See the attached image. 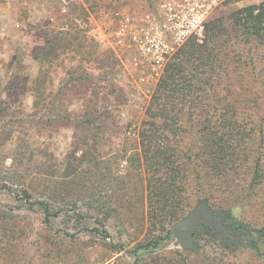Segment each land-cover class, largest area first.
Returning a JSON list of instances; mask_svg holds the SVG:
<instances>
[{"label":"rangeland","instance_id":"374dc122","mask_svg":"<svg viewBox=\"0 0 264 264\" xmlns=\"http://www.w3.org/2000/svg\"><path fill=\"white\" fill-rule=\"evenodd\" d=\"M159 1L56 0L48 18L33 25V38L16 40L14 52L0 55V183L3 168L17 166L22 173L13 190L24 186L33 201L46 200L53 211L61 212L47 226L41 206L25 204L13 192H0L3 226L27 231L17 252L25 253L23 264H44L37 257L47 247L53 252L45 264H136L134 249L152 238L158 243L150 254L140 252L143 264H163L165 258L180 264H264V187L252 190L245 174L223 189L200 159L188 167L187 175L205 185L197 186L203 188L197 193L189 187L184 217L207 203L213 211L229 212L223 225L234 235L230 224H241L246 239L234 235L235 243L206 227L194 233L198 248L191 251L175 245L173 231L158 239L148 228L146 192L143 197L137 180L141 150L135 131L157 84L141 80L133 55L115 49L111 34L115 11L152 8ZM262 2L230 0L213 12L207 27L220 24V30L229 33L235 14L246 15L241 11ZM38 100L42 107L36 111ZM238 100L241 111L245 107ZM249 107L254 117L264 112V106ZM88 114L95 124L77 128ZM252 148L258 161L262 146L254 143ZM15 154L17 163L12 160ZM260 169L255 184L264 180V164ZM62 232L76 233L67 254L62 241L56 242Z\"/></svg>","mask_w":264,"mask_h":264},{"label":"trees","instance_id":"16d2710c","mask_svg":"<svg viewBox=\"0 0 264 264\" xmlns=\"http://www.w3.org/2000/svg\"><path fill=\"white\" fill-rule=\"evenodd\" d=\"M241 15L240 12L234 15L229 33L220 30V24L206 25L201 42L191 39L169 60L145 107V116L136 126L141 150L137 180L143 185V197L146 192L145 219L151 234L155 233L152 237L161 239L164 234H172V226L187 212L189 187L196 193L203 191L197 186L205 183L201 179L191 182L187 175L188 167L195 166L198 159L208 166L212 177L218 180L215 183L223 189H230L245 174L249 176L248 186L252 190L264 187L263 179L254 183L261 175L257 171L264 164V112L254 117L249 107L251 103L264 106V2L249 6ZM237 97L245 107L241 111L237 108ZM243 102L249 105L246 107ZM41 107V102L36 101V111ZM89 117V114L83 117L77 128L94 125ZM252 135L257 139L252 140ZM254 143L262 146L258 161L252 151ZM17 159L15 154L12 160L17 163ZM1 173L0 192H13L25 204L41 206L47 226L60 217L61 212L53 211L48 201H33L28 188L13 190L22 173L17 166H5ZM248 195L252 198L254 194ZM132 205L133 202L125 207L129 209ZM3 218L0 215V264H23L25 253L20 251L21 257H18L17 252L24 244L22 238L25 239L27 231L3 226ZM83 230L93 231L89 227ZM103 233L105 238H110L108 231ZM75 234L62 232V240L57 236L56 242L62 241L66 249L64 254L70 252L67 246L75 241ZM153 239L134 249L136 264H143L140 252L150 254L157 245ZM52 252L47 247L37 259L45 264L44 259ZM58 254L62 256L60 251ZM163 262L180 264L166 258Z\"/></svg>","mask_w":264,"mask_h":264},{"label":"built area","instance_id":"2783aa9c","mask_svg":"<svg viewBox=\"0 0 264 264\" xmlns=\"http://www.w3.org/2000/svg\"><path fill=\"white\" fill-rule=\"evenodd\" d=\"M230 0H161L152 8L118 10L111 44L132 54L141 80L155 85L169 60L191 39L201 42L213 12Z\"/></svg>","mask_w":264,"mask_h":264},{"label":"crops","instance_id":"0c3cea01","mask_svg":"<svg viewBox=\"0 0 264 264\" xmlns=\"http://www.w3.org/2000/svg\"><path fill=\"white\" fill-rule=\"evenodd\" d=\"M56 0H0V55H10L16 40L26 41L33 38L35 30L33 25L44 22ZM65 0H59V3ZM133 8H125L131 10ZM24 12V18L21 12ZM22 27L28 30L23 32ZM29 39V38H28ZM17 47V46H16Z\"/></svg>","mask_w":264,"mask_h":264},{"label":"water","instance_id":"95a60500","mask_svg":"<svg viewBox=\"0 0 264 264\" xmlns=\"http://www.w3.org/2000/svg\"><path fill=\"white\" fill-rule=\"evenodd\" d=\"M229 212L220 210L213 211L207 203H200L186 217L173 225L172 231L176 237L175 245L186 250L195 251L198 245L193 237L195 232H203L206 227L216 232L232 238L236 243L234 235L223 225V220Z\"/></svg>","mask_w":264,"mask_h":264},{"label":"flooded vegetation","instance_id":"af4514ba","mask_svg":"<svg viewBox=\"0 0 264 264\" xmlns=\"http://www.w3.org/2000/svg\"><path fill=\"white\" fill-rule=\"evenodd\" d=\"M229 227L233 229V233H234L235 237H237V238L239 237L240 239H242V238L246 239V237L244 235H242V233L244 232V229H245L244 226H242L241 224L237 223V224H233V225L230 224ZM229 239L231 241H233L232 238H229Z\"/></svg>","mask_w":264,"mask_h":264}]
</instances>
